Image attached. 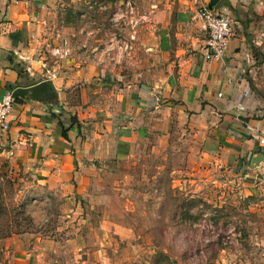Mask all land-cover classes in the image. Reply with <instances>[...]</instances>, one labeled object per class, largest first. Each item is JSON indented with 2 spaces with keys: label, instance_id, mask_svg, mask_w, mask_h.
<instances>
[{
  "label": "rangeland",
  "instance_id": "obj_1",
  "mask_svg": "<svg viewBox=\"0 0 264 264\" xmlns=\"http://www.w3.org/2000/svg\"><path fill=\"white\" fill-rule=\"evenodd\" d=\"M184 1L48 0L41 50L54 61L51 50L62 44L63 59L105 62L114 90L144 83L137 74L156 67L142 44L152 45L160 25L175 40ZM229 2L221 14L238 24L234 80L243 81L257 142L264 139V0ZM188 132L182 123L167 135L152 132L127 158L105 163L109 174L95 177L83 198L48 188L0 155L2 248L17 238L20 246L43 240L46 264H264V171L242 178L243 169L204 161ZM262 161L251 168H264ZM8 259L0 251V263Z\"/></svg>",
  "mask_w": 264,
  "mask_h": 264
},
{
  "label": "crops",
  "instance_id": "obj_2",
  "mask_svg": "<svg viewBox=\"0 0 264 264\" xmlns=\"http://www.w3.org/2000/svg\"><path fill=\"white\" fill-rule=\"evenodd\" d=\"M47 1L0 0V96L16 94L8 128L0 130V155L28 169L31 178L48 188L83 198L91 183L97 185L95 177L109 174L105 163L127 158L132 146L152 132L167 135L182 123L202 146L204 161L231 166L239 175L243 169L242 178L264 171L251 168L259 156V128L244 110L248 101L243 99V81L234 80L239 71L237 39L229 40L222 61L201 59L204 35L196 12L208 8V0H191L193 5L184 1L187 6L177 14V32L172 34L175 40L160 25L152 47L142 44L156 68L137 74L144 83L115 90L105 62L52 61L42 52ZM222 1L211 11L233 7V2ZM26 242L20 246L17 238L10 249L0 244L9 258L6 264H46L45 241Z\"/></svg>",
  "mask_w": 264,
  "mask_h": 264
},
{
  "label": "built area",
  "instance_id": "obj_3",
  "mask_svg": "<svg viewBox=\"0 0 264 264\" xmlns=\"http://www.w3.org/2000/svg\"><path fill=\"white\" fill-rule=\"evenodd\" d=\"M197 18L201 22V31L204 35L201 59L204 62H220L224 58V53L227 43L230 39L236 36L238 24L236 20L227 15L213 13L206 7H199ZM51 54L57 58H64L67 56V50L63 49L62 44L54 47ZM229 84V80H227ZM12 92H5L0 96V130L5 131L8 128V117L12 110L14 98ZM220 97V93H217ZM259 147H264V139L259 138Z\"/></svg>",
  "mask_w": 264,
  "mask_h": 264
},
{
  "label": "water",
  "instance_id": "obj_4",
  "mask_svg": "<svg viewBox=\"0 0 264 264\" xmlns=\"http://www.w3.org/2000/svg\"><path fill=\"white\" fill-rule=\"evenodd\" d=\"M218 1L220 0H208L207 2L208 9H212L217 4ZM39 87H42V86L39 85ZM11 94H12V97L15 98L16 94L15 93H11ZM260 158L264 159V155H259L256 157V159H260Z\"/></svg>",
  "mask_w": 264,
  "mask_h": 264
},
{
  "label": "trees",
  "instance_id": "obj_5",
  "mask_svg": "<svg viewBox=\"0 0 264 264\" xmlns=\"http://www.w3.org/2000/svg\"><path fill=\"white\" fill-rule=\"evenodd\" d=\"M62 135L65 137L64 133L62 132Z\"/></svg>",
  "mask_w": 264,
  "mask_h": 264
}]
</instances>
